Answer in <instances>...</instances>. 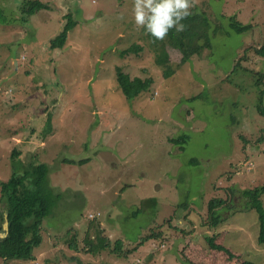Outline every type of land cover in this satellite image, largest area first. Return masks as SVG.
<instances>
[{
	"label": "rangeland",
	"instance_id": "rangeland-1",
	"mask_svg": "<svg viewBox=\"0 0 264 264\" xmlns=\"http://www.w3.org/2000/svg\"><path fill=\"white\" fill-rule=\"evenodd\" d=\"M26 1L0 0L8 20L0 23V182L34 157L60 200L42 222L34 260L0 264H264L258 214L245 212L241 197L264 186L256 108L264 58L254 53L264 0H197L210 16L212 49L184 65L170 51V77L134 24L133 0H39L49 10L33 14L24 13ZM70 13L77 26L62 49L50 48ZM230 17L248 30L231 31ZM135 43L142 52L121 56ZM117 67L154 84L128 100ZM182 136L183 151L170 142ZM231 191L213 227L209 203ZM261 201L264 208V194ZM74 235L78 251L69 246Z\"/></svg>",
	"mask_w": 264,
	"mask_h": 264
},
{
	"label": "trees",
	"instance_id": "trees-1",
	"mask_svg": "<svg viewBox=\"0 0 264 264\" xmlns=\"http://www.w3.org/2000/svg\"><path fill=\"white\" fill-rule=\"evenodd\" d=\"M40 10H49V6L39 0L26 1L23 11L26 14H33ZM191 16L183 20L186 30L177 33L171 30L164 40H155L149 35L150 45L154 51L155 64L165 69V76H173L175 71L171 66L170 51H174L181 56V65L186 64L194 57H201L204 51L212 49V41L210 37L211 20L208 11L200 12L196 7L192 8ZM8 20L0 10V23H7ZM77 26V21L73 19L72 14L64 16V24L60 31L49 39L48 44L52 49H62L66 45L69 33ZM230 30L236 34H242L248 30V27L239 23L235 17L229 18ZM144 32V29H142ZM221 25H218L214 32H219ZM145 33V32H144ZM143 51V47L139 44H133L128 49L122 51L121 56L138 55ZM255 55L264 58V38L260 48L254 50ZM240 60H244V57ZM236 63L232 72L236 67L240 66ZM261 77H264L259 73ZM117 82L122 93L128 100L139 97L143 92L148 91L154 84L153 78L142 79L140 77L132 78L129 74L123 72L121 67H117ZM258 80V84H260ZM264 91L261 92L260 103L258 104V112L264 117V107L262 105ZM195 99V98H194ZM173 145L184 150V146L188 142V136H182L178 139L170 141ZM12 162L15 163L20 157L21 152L14 150L11 155ZM90 160H83L78 163L74 161H62L68 165H85ZM48 168L46 165L38 163L33 157L23 167L22 171H16L13 167L12 175L6 182H0V220L3 223L4 234L0 235V258L5 260H34L33 250L40 246L42 236V222L51 215L52 208L56 202L60 200V195L55 193L49 186ZM264 194V186L244 190L241 197L246 201L243 204L244 211H255L259 219L258 243L264 245V208L261 201V195ZM231 197H234L233 191L229 194V198L213 199L209 203L208 214L213 227L220 224V213L227 205ZM155 202V200H151ZM96 219V218H95ZM144 238L143 241H145ZM210 245L212 244L211 239ZM78 244V243H77ZM76 244V236H71L69 246L71 249L78 251ZM121 243H116L115 252L120 253ZM103 248H109L104 241ZM78 264H82L81 261ZM239 264H254L250 261H242Z\"/></svg>",
	"mask_w": 264,
	"mask_h": 264
},
{
	"label": "clouds",
	"instance_id": "clouds-1",
	"mask_svg": "<svg viewBox=\"0 0 264 264\" xmlns=\"http://www.w3.org/2000/svg\"><path fill=\"white\" fill-rule=\"evenodd\" d=\"M197 0H133L132 19L137 28L155 40H164L171 30L184 32L183 20L191 16Z\"/></svg>",
	"mask_w": 264,
	"mask_h": 264
},
{
	"label": "built area",
	"instance_id": "built-area-1",
	"mask_svg": "<svg viewBox=\"0 0 264 264\" xmlns=\"http://www.w3.org/2000/svg\"><path fill=\"white\" fill-rule=\"evenodd\" d=\"M91 219H95L93 216L90 217Z\"/></svg>",
	"mask_w": 264,
	"mask_h": 264
}]
</instances>
